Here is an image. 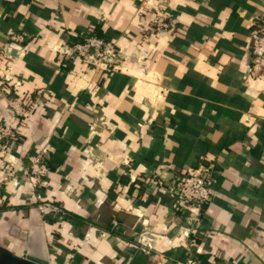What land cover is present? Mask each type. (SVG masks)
I'll use <instances>...</instances> for the list:
<instances>
[{
  "label": "crops",
  "instance_id": "obj_1",
  "mask_svg": "<svg viewBox=\"0 0 264 264\" xmlns=\"http://www.w3.org/2000/svg\"><path fill=\"white\" fill-rule=\"evenodd\" d=\"M261 19V0H0V121L19 133L0 138V245L21 256L22 232L42 226L51 264H264ZM96 33L115 69L71 52ZM45 148L33 190L25 171ZM202 158L217 183L193 231L168 185ZM40 201L66 218L45 221Z\"/></svg>",
  "mask_w": 264,
  "mask_h": 264
},
{
  "label": "built area",
  "instance_id": "obj_2",
  "mask_svg": "<svg viewBox=\"0 0 264 264\" xmlns=\"http://www.w3.org/2000/svg\"><path fill=\"white\" fill-rule=\"evenodd\" d=\"M147 2L148 0H142ZM264 2V0H261ZM168 26L162 22H156L152 29L153 34H157L167 29ZM252 39V63L249 73L252 76L264 78V19L258 22L251 32ZM13 41H23L21 35L13 37ZM71 52L76 58L92 66L105 65L107 68L115 69L120 62V52L112 41L86 35L83 42L73 44ZM110 59V61H105ZM15 110L18 114H24L23 108ZM0 138L7 144L19 138L17 129L10 124L0 121ZM48 150L45 148L40 153L30 158V167L25 171V176L29 179L33 190H37L46 184V178L50 173L46 156ZM13 176V173L10 174ZM215 165L202 158L197 168L192 171L175 177L168 185L179 211L185 217L186 225L195 230L201 220V214L205 205L211 201L212 189L217 183L214 177ZM3 183H0V194ZM38 211L43 217L56 216L60 219L66 218L63 208L51 201H40L37 206ZM116 224V222H114ZM138 249L144 253L153 250L152 239L143 235L138 243ZM178 264H204L201 261L189 257Z\"/></svg>",
  "mask_w": 264,
  "mask_h": 264
},
{
  "label": "water",
  "instance_id": "obj_3",
  "mask_svg": "<svg viewBox=\"0 0 264 264\" xmlns=\"http://www.w3.org/2000/svg\"><path fill=\"white\" fill-rule=\"evenodd\" d=\"M22 238L26 241V250L21 256L0 245V264H51L44 227L32 226L22 232Z\"/></svg>",
  "mask_w": 264,
  "mask_h": 264
},
{
  "label": "trees",
  "instance_id": "obj_4",
  "mask_svg": "<svg viewBox=\"0 0 264 264\" xmlns=\"http://www.w3.org/2000/svg\"><path fill=\"white\" fill-rule=\"evenodd\" d=\"M94 36H96V37H99V38H102V39H105V40H107V41H110V40H108V38L106 37V36H104V35H102V34H98V33H96V34H94ZM83 39L86 37V34H84L83 36ZM81 37L80 36H78V37H76L74 40H73V42L71 43L72 45L75 43V42H77L79 39H80ZM44 219H45V221H47V222H59L60 220H63V219H60V218H58V217H56V216H49V217H44Z\"/></svg>",
  "mask_w": 264,
  "mask_h": 264
}]
</instances>
